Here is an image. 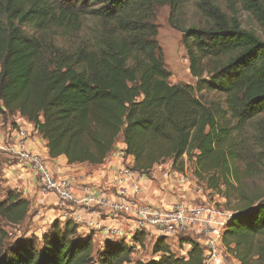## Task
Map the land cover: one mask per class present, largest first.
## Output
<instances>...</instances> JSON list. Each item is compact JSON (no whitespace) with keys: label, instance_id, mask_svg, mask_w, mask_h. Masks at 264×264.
Returning <instances> with one entry per match:
<instances>
[{"label":"trees","instance_id":"obj_1","mask_svg":"<svg viewBox=\"0 0 264 264\" xmlns=\"http://www.w3.org/2000/svg\"><path fill=\"white\" fill-rule=\"evenodd\" d=\"M228 2L229 14L208 8L205 26L183 30L190 86L169 84L156 41L154 8L176 0H0V115L31 124L48 157L68 165L103 164L119 136L143 175L165 161L182 173L187 156L208 189L236 194L226 252L239 264H264V190L246 187L258 167L264 173V0ZM236 6L260 35L241 25ZM85 19L93 25L86 36ZM203 92L220 98L203 101ZM29 207L7 191L0 222L20 225ZM6 237L0 227V264H132L145 241L135 233L132 245L96 246L71 220L52 222L39 244ZM183 240L158 238L152 258L134 264H203L199 244L186 241L184 254Z\"/></svg>","mask_w":264,"mask_h":264},{"label":"built area","instance_id":"obj_2","mask_svg":"<svg viewBox=\"0 0 264 264\" xmlns=\"http://www.w3.org/2000/svg\"><path fill=\"white\" fill-rule=\"evenodd\" d=\"M29 140L24 130L17 133L18 157L28 163L29 171L37 177L40 194L59 211L61 219L71 220L88 232L100 233L104 239L131 243L135 233L173 242L192 236L203 251V264H239L224 254L222 235L229 217L222 222L217 215H204L192 202L174 197L166 203L146 200L142 196L144 175L133 169V158L126 154L122 143L115 145L101 164L99 185L84 183L77 188L68 178L54 175L32 155L27 148ZM176 178L190 183L183 172L169 169L162 173L161 187ZM103 215L111 219L110 224L99 218Z\"/></svg>","mask_w":264,"mask_h":264},{"label":"rangeland","instance_id":"obj_3","mask_svg":"<svg viewBox=\"0 0 264 264\" xmlns=\"http://www.w3.org/2000/svg\"><path fill=\"white\" fill-rule=\"evenodd\" d=\"M211 7H216L227 14L231 12L228 0H176V4L173 8L169 5L155 6L154 23L157 26L158 32L156 41L161 51L164 68L170 75L168 80L169 84L195 85L196 80L189 73L188 60L182 45L183 30L192 27L205 26L207 23V21H205V14L207 9ZM235 8L237 10V15L240 18L241 25L246 29L254 30L255 33L260 35V30L255 21L251 19L247 13L240 11L238 6ZM91 26H93L92 21L90 19H85L80 34L86 36L88 28ZM199 97L203 101L218 100L220 98L219 95L213 92H203L202 94H199ZM23 122L24 120L18 116L0 115V137L2 136L3 143H5V140L10 143L12 142L11 134L14 131L18 133L24 130L28 133L29 139L33 137L34 132L32 128L28 127ZM21 128L27 129L21 130ZM35 135L37 136V134ZM121 143L122 138L119 136L116 140V145ZM165 162L171 163V161ZM183 164V174L190 180V183H187L186 185V190L181 192L175 191V193H172L167 191V189L164 190L161 185L157 186V190L163 195V197H174L177 201L188 200L192 202L193 207L201 205L204 209L208 208L211 213L217 215L222 222H225L238 207L235 192L230 193L229 197L226 198L222 193L208 189L203 180L195 178L193 161L185 155L183 156ZM167 170L168 169H163L162 171ZM241 170H243L242 167ZM262 171L263 170L258 167L255 174L246 181V187L249 190H264V173ZM163 183L164 182H162V184ZM9 190L15 191L5 185V180H3L0 174V201L6 198V192ZM181 194H183V196ZM29 204L31 206V203ZM34 210L33 216L39 218L38 212L40 209L36 208ZM33 216L29 214L23 223L15 227L7 226L3 222H0V227H2L7 233V237L4 241L5 244H10L20 238H34L37 244H39L43 232L46 231L49 226L46 227V224H42L41 220L33 219ZM55 220H58L60 223L66 221L64 219H59V217ZM45 228L46 230H44ZM144 240L143 247L138 246L137 248L135 246V250L131 255L133 261L132 264L136 261L145 262L152 258L151 246L156 238L145 236ZM100 241H102L101 238L96 239V246L100 245ZM171 248L176 255L180 256L182 254L180 250L175 248L174 244H171ZM182 251L184 250L182 249ZM224 254L228 257L227 259L229 261L234 259L229 253L224 252Z\"/></svg>","mask_w":264,"mask_h":264},{"label":"crops","instance_id":"obj_4","mask_svg":"<svg viewBox=\"0 0 264 264\" xmlns=\"http://www.w3.org/2000/svg\"><path fill=\"white\" fill-rule=\"evenodd\" d=\"M28 127L32 128L31 124L24 122ZM27 128H21V130ZM35 135V133H34ZM30 138L28 142V151L39 158L41 163L47 166L54 175L59 177L68 178L76 187L78 188L82 184H92L99 185L102 178V165L89 166L85 164H74L68 165L63 157L51 159L48 157V152L45 146V142L40 139V137L35 135ZM12 142L5 143L2 141V136L0 137V174L3 180H5V185L15 190L20 197L26 199L31 203L29 214L33 216L34 209H40L39 218L32 217L33 219L41 220L42 224L50 226L53 220L60 217L59 211L53 206L48 204V200L44 198L38 189L37 177L29 171L28 163H22L17 154V133L14 131L12 134ZM11 140V138H10ZM7 142V143H6ZM123 144V143H122ZM124 145V144H123ZM9 157V158H8ZM163 169H171L170 162H164L159 165H155L148 175L143 176L144 180V194L142 195L146 200L156 201L160 200L163 203L173 200V197L164 196L157 190V186L162 185V171ZM164 184V183H163ZM187 183L180 182L178 178L170 180V182L163 189L175 193V191L181 192L186 190ZM166 199V200H163ZM204 213V215L211 214L208 208H202L201 205L198 206ZM42 218V219H41ZM54 218V219H53ZM106 224L111 223V219L106 215L99 217ZM79 226L80 234L91 236L93 241L101 238L105 240L103 235L94 231L88 232L85 227ZM49 228V227H48ZM46 230V228L44 229ZM45 232V231H44ZM152 238V237H151ZM183 242L181 243V248L186 251L189 249V245L186 243L188 240L195 241L192 236L183 237ZM132 245L131 242H126ZM138 248V246H136Z\"/></svg>","mask_w":264,"mask_h":264}]
</instances>
